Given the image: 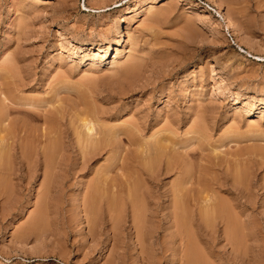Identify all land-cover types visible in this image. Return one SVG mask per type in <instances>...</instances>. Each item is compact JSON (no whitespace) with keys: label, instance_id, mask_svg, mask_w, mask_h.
Segmentation results:
<instances>
[{"label":"rangeland","instance_id":"obj_1","mask_svg":"<svg viewBox=\"0 0 264 264\" xmlns=\"http://www.w3.org/2000/svg\"><path fill=\"white\" fill-rule=\"evenodd\" d=\"M96 43H112L101 63L79 49ZM0 103V137L10 147L0 170V264H187L167 197L147 206L143 242L128 204L117 221L101 202V225L89 234L82 202L94 181L104 172L119 180L130 160L156 148L204 181L212 167L225 182L224 172H244L245 198L229 185L216 190L236 212L240 245L223 224L205 234L194 214L188 229L205 264H264V0H0ZM87 117L117 148L85 162ZM24 143L31 150L22 158Z\"/></svg>","mask_w":264,"mask_h":264},{"label":"bare ground","instance_id":"obj_2","mask_svg":"<svg viewBox=\"0 0 264 264\" xmlns=\"http://www.w3.org/2000/svg\"><path fill=\"white\" fill-rule=\"evenodd\" d=\"M154 1V0H153ZM212 1V0H211ZM223 4V3H222ZM222 4L220 2H218V6L219 8L221 9L222 7ZM224 9V8H223ZM133 10H137L136 8V5L134 6ZM219 11V10H217ZM222 11V10H221ZM223 13V12H222ZM224 15V14H223ZM226 15V14H225ZM227 22H226V25L227 27H231L233 28V23L231 21V17L229 15H227ZM225 25V26H226ZM236 29V28H234ZM118 32V31H117ZM120 42V38L119 36L118 37H114L113 38V41L112 43L115 45V50H116V54L115 56L113 57L112 59V64L113 66H115L118 62H119V56L121 55V50L120 48H117V45L119 44ZM111 43V44H112ZM111 44H106L105 47L103 48L102 44H98L96 43L95 46L93 45H89V46H86V47H83V48H79L80 50H82L81 52H85L84 55L85 56H90V57H96L98 56L99 58V61L97 59V61L99 63H101L103 60V58L107 55V53L110 51V46ZM103 48V49H102ZM94 57V58H95ZM80 62H83V60H80ZM133 63V62H132ZM111 64V65H112ZM98 66V64H96ZM94 65V66H96ZM132 65V64H131ZM96 66V67H97ZM130 66V65H129ZM132 67V66H130ZM7 67V66H6ZM100 67V66H99ZM134 67V66H133ZM127 68V67H126ZM125 68V69H126ZM6 69V68H5ZM131 69H134V68H131ZM130 69V70H131ZM127 70L129 69H126V72ZM6 72V71H5ZM14 72V71H13ZM4 73V72H3ZM13 74V73H12ZM8 76V75H7ZM143 77V76H142ZM4 78V77H3ZM7 80V79H6ZM61 80V79H60ZM91 81V80H90ZM89 82V81H88ZM59 85V84H58ZM91 85V84H90ZM77 87V86H76ZM57 88V87H56ZM11 91V90H10ZM8 97V96H7ZM4 98V96H3ZM93 99V98H92ZM5 101V100H4ZM96 103V101H95ZM1 104V103H0ZM28 104V103H27ZM8 107V106H7ZM198 107V106H197ZM2 108V107H1ZM9 108V107H8ZM7 108V109H8ZM97 108V107H96ZM105 110V109H104ZM111 110V109H109ZM8 111V110H7ZM98 111V110H97ZM201 112V111H198V113ZM9 113V112H8ZM89 112H87L88 114ZM91 113V111H90ZM90 113H89V116H90ZM97 113V112H96ZM103 113V112H102ZM197 114V113H196ZM88 116V117H89ZM199 119L202 120L201 118L203 117L202 114H199ZM87 117V119H88ZM91 117H94L91 115ZM84 118V117H83ZM167 118V117H166ZM87 119H80V120H83V126L85 127L86 130H82V131H86L84 133L83 136H85L83 139V142L82 143L81 141L82 140H79V143L81 144L82 143V158L85 162L89 161L90 159H92L95 155L97 156V154L101 153L102 151H110V150H115L114 148H117V146H112L114 144H112L111 140L112 139L110 137V134H107L105 133L104 135L105 136H108L107 139L106 137H104V135L102 133H104V130L100 131V128L101 126H99L97 128V125L93 122L95 120H93L94 118H92V120H90L91 118H89L88 120ZM168 119V118H167ZM198 119V120H199ZM79 120V121H80ZM176 120V119H175ZM199 120V122H200ZM87 121V122H86ZM137 121V120H136ZM139 121V120H138ZM51 122V121H50ZM82 122V121H81ZM190 122V121H189ZM59 123V122H58ZM201 123V122H200ZM72 124V123H71ZM78 124V123H77ZM131 124V123H130ZM193 124V123H192ZM132 125V124H131ZM197 125V123H196ZM200 125V124H199ZM77 126V125H76ZM112 126V125H111ZM133 126H137L136 124ZM198 126V125H197ZM201 126V125H200ZM109 127V126H108ZM121 127V125L119 126ZM124 127V126H123ZM139 127V126H138ZM196 127V126H195ZM194 127V128H195ZM199 127V126H198ZM80 128H81V125H80ZM98 130H97V129ZM162 128V127H160ZM197 128V127H196ZM75 129V128H74ZM131 128H127L126 131ZM137 129V128H136ZM192 129H193V126H192ZM206 129V128H204ZM14 130V129H13ZM78 130H81V129H78ZM78 130L76 131L78 133ZM112 130V128H111ZM159 130V129H158ZM233 130V129H232ZM47 131V130H46ZM54 131V130H53ZM125 131V130H124ZM125 131V133H126ZM129 131V130H128ZM127 131V132H128ZM13 132V131H12ZM55 132V131H54ZM107 132V131H105ZM207 132V131H206ZM63 133V132H62ZM112 133V132H111ZM133 133V132H132ZM6 134V133H5ZM82 134V132H81ZM99 135V136H96V135ZM116 134V133H115ZM128 134V133H126ZM130 134H131V131H130ZM130 134H128L127 136H130ZM36 135V134H35ZM49 135V134H48ZM156 135V134H155ZM80 136V134H79ZM82 136V135H81ZM112 136V135H111ZM154 136V135H153ZM163 136V135H162ZM7 137V135H6ZM23 137V136H22ZM36 137V136H35ZM113 137V136H112ZM159 137V136H158ZM20 138V137H19ZM109 138V140H108ZM153 138V137H152ZM17 139V138H16ZM121 139V138H120ZM3 140H7V138L5 139L3 136L0 137V170L2 167H4V162H5V159H4V162H3V156H8L5 151L4 155H3V152L4 150H7L9 151V148L4 146L3 145ZM46 140V139H45ZM57 140V139H56ZM114 140V139H113ZM38 141V140H37ZM158 141H159V138H158ZM162 141V140H161ZM5 142V141H4ZM47 142V141H46ZM28 143V142H27ZM27 143H24V145L22 146V144L20 145V151H21V154L22 155V158L23 157H26V154L28 156V154L30 153V150L31 148H28L27 147ZM146 143V142H145ZM158 143V142H157ZM7 144V143H6ZM27 144V145H25ZM50 144V143H49ZM130 144V143H129ZM159 144V143H158ZM11 145V144H10ZM56 145V144H55ZM54 145V146H55ZM142 145V144H141ZM146 145V144H145ZM157 145V144H156ZM30 146V145H29ZM33 146V145H32ZM152 146V145H151ZM150 146V148H151ZM160 146V144H159ZM158 146V147H159ZM140 147V146H139ZM162 146H160L161 148ZM191 147V146H190ZM119 148V147H118ZM141 148V147H140ZM143 148V147H142ZM141 148V149H142ZM145 148V146H144ZM143 148V149H144ZM149 148V147H148ZM147 148V149H148ZM30 149V150H29ZM57 149V148H56ZM124 149V148H123ZM146 149V150H147ZM155 149V148H154ZM152 148V150H154ZM157 149V148H156ZM152 153L150 152L151 150L148 149L147 151L150 152V154L148 153V155L142 157V155H137L138 157H142L140 158V160H133L132 161L130 160L131 162V171L130 170H127L128 173L124 172L122 173L124 170L121 171H118L119 168L117 166V171L118 173L121 172L119 174V180H111V181H108L107 177H105V172H104V169L102 170L104 173L102 175V177L100 176V179L98 178V183L95 182V184L92 186L93 189H91L90 193L89 191L87 192L88 194L85 196V199L83 200L82 202V206L83 207V210L85 211V218H86V221L88 223V228H89V234L91 233H94L92 232V228L93 226L95 225H99L100 224V218L102 215H100V211L101 209H99V204L101 202H104V204H106L105 207H107L106 211L108 212L109 215H112V213L114 212V214H116V219L117 221L119 220V215L121 213V208L123 205H126L128 204V206L130 207V212L132 213V216H133V220L131 219L132 221V224H133V227L135 228V232L137 233L136 234V238L138 239V241L140 242H143L142 241V237H143V234H144V228H145V223H146V219L147 218H150V215H148V213H150V209H148V205H153L156 208H158V206H160V203L159 200H161L162 198H165L167 197L168 201L170 202V205L169 207L171 208V212L168 213V217L171 218V226L175 227L176 230H177V234L179 236H185V239H186V242H184V244L186 245V247H183V252H185L184 254V259H185V263L189 264L190 262H186V261H191V264L193 262H195L196 260L200 259L202 260V256L203 255H200L201 258L199 257V250L196 246V243H195V237L192 235V233L194 232H191V227L189 230V218H190V215H192V219H193V214L197 216L198 220H195V223H197V227H199V229H202V231L206 234V232H208L209 230L212 231V228L219 224H223L224 226V229L227 228V230H230V231H227L225 230V232L227 231V234L229 232V234H225L229 241H231V244L233 243L234 245H236V247L238 245H240V240L241 238L244 236L243 235H240L241 231L240 232V229H239V224H236V222L234 220H239V219H235V216L236 215V210L233 211L235 212L232 213L231 209H230V206L228 204V201L227 199H223V197H219V193L217 194V189H222V187H225L226 185H229L228 188L225 189V191H231L232 193H234L235 195H237V197L239 198H245L246 197V194L248 191L245 190L244 187H241L238 185V183L240 182H243L245 180V182L247 181L246 178H245V175H244V172H238V171H235L234 173H230V175L228 173H225L224 172V176L225 178H227L226 182L225 180H222L219 176H217L214 172V168L212 166V174L208 177L207 179L204 181L203 178H200L202 175V171L201 173L197 172L195 170V168L192 170V169H186L184 168V165L183 163H180V162H176L172 159L173 157H171L170 155L167 157V155H165V159H161L163 158L162 156H164L161 152H159L161 149L159 150H156ZM51 150V149H50ZM122 150V149H120ZM170 150V149H169ZM19 151V152H20ZM138 151L140 152L139 148H138ZM145 151V150H144ZM142 151V152H144ZM147 151L145 152V154L147 153ZM114 152V151H113ZM137 152V151H136ZM135 152V153H136ZM125 153V152H124ZM152 153V155H151ZM32 154V153H31ZM30 154V155H31ZM37 154V153H36ZM35 154V155H36ZM138 154V153H137ZM141 154V153H140ZM170 154V153H169ZM34 155V154H33ZM52 155V154H51ZM107 155V154H106ZM126 156V155H125ZM34 157V156H33ZM51 157V156H50ZM120 157V156H119ZM123 157V156H122ZM133 157V156H132ZM171 157V158H170ZM192 157V156H191ZM218 157V156H217ZM30 158V157H29ZM45 158V157H44ZM81 158V159H82ZM131 158V157H130ZM135 158V157H133ZM7 159V158H6ZM124 159V157H123ZM126 159V158H125ZM138 159V158H137ZM173 161H172V160ZM82 160V161H83ZM107 160V159H106ZM116 158H114L110 164L108 165V167L110 168L111 165L115 162H118V158L117 160ZM120 160V164L119 166L123 165V161L121 162V158H119ZM7 161V160H6ZM28 161V159H27ZM45 161V160H44ZM48 161V159H47ZM50 161L52 162V160L50 159ZM115 161V162H114ZM129 161V160H127ZM179 161V160H178ZM196 161V160H195ZM219 161V160H218ZM91 162V161H90ZM6 165H7V162H5ZM122 163V164H121ZM260 163V162H259ZM258 163V164H259ZM46 164V163H45ZM50 164V162H49ZM85 164V163H84ZM87 164V163H86ZM117 164V163H116ZM117 164V165H118ZM124 164H126L124 162ZM195 164V163H194ZM218 164V162H217ZM225 164V163H224ZM238 164V163H237ZM4 165V166H3ZM129 165V164H128ZM127 165V166H128ZM212 165V164H210ZM51 166V165H50ZM113 166H115L113 164ZM124 166V165H123ZM186 166V165H185ZM189 166V165H188ZM221 166V165H220ZM241 165H239L240 167ZM208 167V166H207ZM214 167H215V164H214ZM8 168V167H7ZM6 168V169H7ZM107 168V167H106ZM105 168V169H106ZM115 168V167H114ZM129 168V167H128ZM230 168V167H229ZM111 169V168H110ZM109 169V170H110ZM124 169V168H123ZM127 169V168H126ZM207 169V168H206ZM234 169V168H233ZM238 168H236L235 170H237ZM249 170V168H247ZM245 169V170H247ZM121 170V169H120ZM196 172H195V171ZM229 170V169H228ZM116 171V170H115ZM130 171V172H129ZM224 171V170H223ZM101 172V171H100ZM171 172H178V175H177V182L175 184H171L172 186L169 187L168 190L166 191H159L160 190V187H161V183L163 181V178L165 177H168V174L171 173ZM206 172V171H205ZM211 173V172H208V174ZM217 173V172H216ZM243 173V174H242ZM110 174V173H108ZM205 174V173H204ZM207 174V173H206ZM98 175V174H97ZM100 175V173H99ZM104 176V177H103ZM107 176V174H106ZM110 176V175H108ZM207 176V175H206ZM48 177V176H47ZM97 177V176H96ZM99 177V176H98ZM113 178V177H112ZM95 179V178H94ZM203 179L204 183H201L200 180ZM229 180H231V183L229 184ZM251 181V180H250ZM93 182V183H94ZM193 182H197L198 184H202L201 186H198L199 188H197L196 190H193V188L191 187V184ZM200 182V183H199ZM108 183V184H107ZM164 184V183H163ZM246 184V183H245ZM244 185V184H243ZM242 185V186H243ZM248 185V184H246ZM249 186V185H248ZM197 186H195L196 188ZM246 187V186H245ZM247 189V188H246ZM162 190V189H161ZM44 192V191H43ZM121 196H120V194ZM118 195V196H115V195ZM84 196V194H83ZM234 198L233 201L237 200L238 199ZM164 202V200H162ZM42 203V201L40 202ZM231 203V202H230ZM101 205V204H100ZM231 205V204H230ZM236 205V204H235ZM43 206V204H42ZM45 206V205H44ZM43 206V207H44ZM41 210V208H40ZM152 210V208H151ZM105 211V212H106ZM39 212V211H38ZM158 212V211H157ZM111 213V214H110ZM113 214V215H114ZM153 214V213H152ZM42 215V214H41ZM123 215V214H122ZM154 215V214H153ZM234 216V217H233ZM45 217V216H44ZM111 217V216H109ZM195 217V216H194ZM238 216H236L237 218ZM42 218V217H41ZM165 218V217H164ZM234 218V220H233ZM102 219V218H101ZM107 219V218H106ZM166 219V218H165ZM111 221V220H110ZM113 221V219H112ZM194 221V219L192 220ZM47 222V221H46ZM41 223V222H40ZM194 223V222H193ZM217 223V225H215ZM240 223V222H238ZM243 223V222H242ZM47 224V223H46ZM117 225V223H115ZM244 224V223H243ZM101 225V224H100ZM245 226V225H243ZM47 227V226H46ZM170 227V226H169ZM240 227H241V224H240ZM213 228V230H214ZM237 228V230H236ZM247 229V228H246ZM30 230V229H29ZM43 230V229H42ZM190 232H189V231ZM197 230V229H196ZM223 230V229H222ZM237 231H239V233H237ZM101 232V231H100ZM197 232V231H196ZM170 233V232H169ZM117 234V233H116ZM176 234V233H175ZM239 236H238V235ZM246 234V233H245ZM224 235V236H225ZM248 235V234H246ZM26 236V235H25ZM192 236L194 238H192ZM225 236V238H226ZM115 238V237H114ZM178 238V237H177ZM182 238V237H181ZM180 238V239H181ZM118 239V237H117ZM151 239V238H150ZM179 239V240H180ZM184 239V237H183ZM145 240V239H144ZM182 240V239H181ZM194 241V243H193ZM244 241V240H243ZM182 241H180L181 243ZM151 243V242H150ZM187 243V244H186ZM198 243V242H197ZM202 243V242H201ZM140 244V243H139ZM144 244V243H143ZM232 244V245H233ZM243 244V243H242ZM245 244V243H244ZM141 245V244H140ZM188 245V246H187ZM192 245V246H191ZM195 245V247H194ZM200 245V244H199ZM198 245V246H199ZM242 246V245H241ZM240 246V247H241ZM244 246V245H243ZM247 246V245H246ZM143 247V246H142ZM144 248V247H143ZM185 248V249H184ZM200 248V246H199ZM197 249V251H195ZM202 249V248H200ZM185 250V251H184ZM203 250V249H202ZM238 250V249H237ZM240 250V248H239ZM243 250V249H242ZM246 250V249H245ZM251 250V248H250ZM178 251V250H177ZM236 251V250H235ZM143 252V251H142ZM195 252H197L196 254V257H195ZM208 252V251H207ZM206 252V253H207ZM237 252V251H236ZM204 253V251H203ZM205 253V254H206ZM240 253V251L238 252ZM245 253V252H244ZM204 254V255H205ZM209 254V253H208ZM234 254V253H233ZM247 254V253H246ZM207 255V254H206ZM239 255V254H238ZM241 255V254H240ZM181 256V255H180ZM237 256V255H236ZM173 257V256H172ZM208 257V256H207ZM196 258V259H195ZM210 258V257H209ZM172 260V259H171ZM252 260V259H251ZM199 261V260H198ZM200 263L199 264H205L204 261H199ZM202 262V263H201ZM195 263L198 264V262L196 261ZM193 263V264H195ZM214 263V262H213ZM248 264V263H247Z\"/></svg>","mask_w":264,"mask_h":264}]
</instances>
